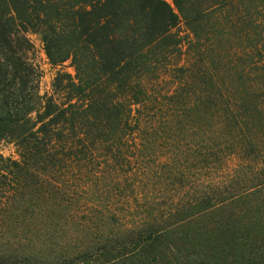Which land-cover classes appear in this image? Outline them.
<instances>
[{
    "label": "trees",
    "instance_id": "16d2710c",
    "mask_svg": "<svg viewBox=\"0 0 264 264\" xmlns=\"http://www.w3.org/2000/svg\"><path fill=\"white\" fill-rule=\"evenodd\" d=\"M169 1L0 0V264H264V0Z\"/></svg>",
    "mask_w": 264,
    "mask_h": 264
},
{
    "label": "rangeland",
    "instance_id": "374dc122",
    "mask_svg": "<svg viewBox=\"0 0 264 264\" xmlns=\"http://www.w3.org/2000/svg\"><path fill=\"white\" fill-rule=\"evenodd\" d=\"M167 2H170L169 0H166ZM29 38L31 40V43L33 45V49L31 53L29 54V58L31 61L38 67L40 71V79H39V92L41 95L43 94H50L51 93V83L52 79L55 75V73L62 69L66 72L72 73V70L67 67V64L63 67H52L45 54L43 51L42 43L40 41V38L38 35H29ZM0 155L3 156H13L14 155V149L10 144H7L5 142H0ZM226 171L223 172V174H220V172H216L215 175L217 177H222L225 179H228L231 174L230 172L227 171V168L225 169ZM229 170V169H228ZM259 179H263V177H258V179H254L251 182H248V184H242L241 186H235L234 190L239 191V190H244L247 187H249L252 183L253 185L258 182Z\"/></svg>",
    "mask_w": 264,
    "mask_h": 264
}]
</instances>
